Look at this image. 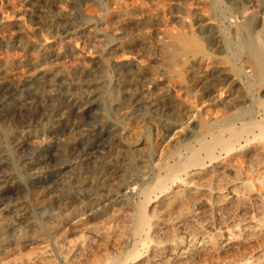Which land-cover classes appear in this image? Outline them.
Instances as JSON below:
<instances>
[{"label":"rangeland","instance_id":"obj_1","mask_svg":"<svg viewBox=\"0 0 264 264\" xmlns=\"http://www.w3.org/2000/svg\"><path fill=\"white\" fill-rule=\"evenodd\" d=\"M211 5L0 0V215L9 207L26 209L38 227L53 215L61 243L48 240L42 248L57 255L55 264L128 259L137 233L134 209L145 200L140 189L164 175L175 151L186 158V145L196 146L206 124L249 105L246 81L229 64L221 28L234 30L264 16V0H222V21L210 18ZM178 32L195 38L203 51L180 52ZM247 61L240 65L252 75L254 61ZM164 97L165 105L150 106ZM139 118L145 120L134 121ZM138 143L142 147L135 149ZM237 147L152 197V237L167 245L153 264H264V141ZM250 219L252 229L245 227ZM35 249L13 248L0 255V264H25Z\"/></svg>","mask_w":264,"mask_h":264},{"label":"bare ground","instance_id":"obj_2","mask_svg":"<svg viewBox=\"0 0 264 264\" xmlns=\"http://www.w3.org/2000/svg\"><path fill=\"white\" fill-rule=\"evenodd\" d=\"M198 1V0H197ZM212 1V14L210 18L221 20L222 16V0H211ZM224 1V0H223ZM227 1V0H226ZM240 1V0H239ZM43 2V1H42ZM188 2V1H187ZM33 3V2H32ZM192 3V2H191ZM34 4V3H33ZM54 4V3H53ZM189 4V3H188ZM187 4V5H188ZM198 4V3H197ZM207 4V3H206ZM224 4V3H223ZM240 3L238 2V5ZM35 5V4H34ZM191 5V4H189ZM188 5V6H189ZM201 5H205L202 3ZM208 5V4H207ZM206 5V6H207ZM230 5V4H229ZM243 5V4H242ZM200 6V5H199ZM206 6H202V10L207 9ZM185 7V6H184ZM193 7V6H192ZM210 7V6H208ZM232 6H229V9ZM240 7V6H239ZM28 8V7H27ZM26 8V9H27ZM188 8V7H187ZM190 8V7H189ZM188 8V9H189ZM194 8V7H193ZM244 8V6L242 7ZM25 9V10H26ZM185 9V8H184ZM241 9V8H238ZM180 10V8H179ZM187 10V9H186ZM227 10V9H226ZM225 13H228L226 12ZM237 10V9H235ZM16 11V10H15ZM189 10H187L188 12ZM201 11V10H200ZM232 11V10H230ZM191 12V11H190ZM203 12V11H202ZM207 12V11H205ZM224 12V11H223ZM243 12V11H242ZM26 13V12H25ZM183 13V12H182ZM181 13V14H182ZM231 13V12H230ZM235 13V12H234ZM171 14V13H170ZM206 14V13H205ZM232 16L233 12L231 13ZM183 15V14H182ZM237 15V14H236ZM240 15V14H239ZM168 16V15H167ZM198 16V15H197ZM210 16V15H208ZM29 17V16H28ZM184 17V16H183ZM154 19V18H153ZM207 19V18H206ZM230 19V18H229ZM236 19H238L236 17ZM184 20L185 19L184 17ZM213 20V19H212ZM217 20V21H218ZM241 20V19H240ZM32 21V20H31ZM66 21V20H65ZM188 21V20H187ZM202 21V20H200ZM210 21V20H209ZM227 21V20H226ZM186 22V21H185ZM205 22V21H204ZM207 22V21H206ZM215 22V21H214ZM181 23V22H180ZM188 23V22H186ZM222 23V22H221ZM216 24V23H215ZM224 25V24H223ZM216 26V25H214ZM1 27V26H0ZM220 27V26H219ZM187 28V27H185ZM226 28V27H225ZM229 28V27H228ZM233 28V27H232ZM2 29V28H1ZM223 29L227 33H225V48L226 53L229 54L230 60L229 64H231L232 69L234 70L237 78L241 80H245V88L247 89L248 95H250V99L248 100L249 105L245 106L244 109L240 111H234L228 116H225L222 119H216L212 123H208L205 125L204 133L194 140L197 144L195 145H186L185 150L188 155L186 158H182V154L179 152L181 150L175 151L176 153L170 158L176 159L173 163H166L163 166L164 175H160L153 180V182L149 185H145L144 188L140 189L143 194L142 203H140L137 207H135V218L137 219V233L132 243L134 245L131 247L130 254L128 259H124V256L113 255L105 262L97 263V264H153L157 258L162 259V257L166 254L167 245L165 242L154 241L153 235L157 234V230L154 226V221L148 212L149 202L153 200V196L157 194H164L169 191L171 185L176 184L178 182L182 183L184 174L189 173L191 170L203 169L207 164L206 161H218V159L223 155L226 156L232 153L237 146L243 145V143L249 144L252 141H264V16L256 15L255 17L246 19L236 24L234 30ZM184 30V28L182 29ZM3 31V30H2ZM185 31V30H184ZM196 31V30H195ZM214 31V30H213ZM192 32V31H191ZM204 32V31H203ZM177 33V32H176ZM181 33V32H180ZM190 33V32H189ZM198 33V32H197ZM2 34V33H1ZM0 34V35H1ZM168 34V33H167ZM171 34V33H170ZM185 34V33H184ZM194 34V32H193ZM203 34V33H202ZM220 34V33H219ZM222 34V32H221ZM172 35V34H171ZM174 35V33H173ZM198 35V34H196ZM205 35V34H204ZM213 40L215 36L211 33ZM217 35V34H216ZM223 35V34H222ZM170 36V35H169ZM190 36V35H189ZM194 36V35H193ZM200 36V35H199ZM192 37V36H191ZM206 38V36H204ZM221 38V37H220ZM176 41L182 43V47L184 49H180V52L190 51L192 53H201L203 51L202 44H200L195 38L191 39L188 36L179 35V32L176 36ZM222 41V40H221ZM169 42V41H167ZM164 43V42H163ZM222 43V42H221ZM170 44V42H169ZM148 45V44H147ZM162 45V44H161ZM173 45V44H172ZM209 45V44H208ZM207 45V46H208ZM224 45V44H223ZM167 46V45H166ZM173 47V46H172ZM220 47V46H219ZM161 48V47H160ZM167 48V47H166ZM170 48V47H169ZM178 48V47H177ZM176 48V49H177ZM163 49V47H162ZM214 49V48H213ZM225 50V49H224ZM219 51V50H218ZM176 52V51H175ZM205 52V49H204ZM224 52V51H223ZM205 53H208L205 52ZM220 53V52H219ZM164 54V53H163ZM174 54V53H173ZM183 54V53H182ZM218 54V53H217ZM221 54V53H220ZM197 55V54H196ZM204 55V54H203ZM209 55V54H208ZM211 56V55H210ZM209 56V57H210ZM208 57V58H209ZM214 57V56H213ZM168 58V56H167ZM179 58V57H178ZM200 58V57H199ZM198 58V59H199ZM202 58V57H201ZM206 58V57H205ZM170 59V58H169ZM168 59V60H169ZM173 59H176L175 57ZM212 59V58H211ZM225 59V58H224ZM247 59H252L254 61V65L252 66V75L246 74L244 61ZM13 60V59H12ZM172 60V59H171ZM186 60V59H185ZM213 60V59H212ZM206 61V60H205ZM208 61V59H207ZM219 61V60H218ZM226 60V62H228ZM248 62V61H247ZM172 63V62H171ZM250 63V62H249ZM248 63V64H249ZM166 64V63H165ZM174 64V63H173ZM212 64V63H211ZM242 64L243 66H241ZM247 64V63H246ZM196 67V66H195ZM174 68V67H173ZM197 68V67H196ZM198 69V68H197ZM221 69V68H220ZM219 70V69H218ZM226 70V68H225ZM232 70V71H233ZM184 71V70H183ZM195 71V70H194ZM197 71V70H196ZM144 72V71H143ZM3 73V72H2ZM141 74V73H140ZM169 74V73H167ZM220 75L225 77L228 76L223 71L220 72ZM143 76V75H142ZM141 77V76H140ZM207 77V76H206ZM210 77V76H209ZM142 78V77H141ZM233 78V77H231ZM178 80V79H177ZM221 81L222 79L220 77ZM219 80V82H220ZM230 80V79H228ZM227 80V82H228ZM173 82V79H172ZM218 82V80H217ZM215 85V84H214ZM224 86V85H223ZM239 86V85H238ZM99 87V86H98ZM237 87V86H236ZM238 88V87H237ZM126 90V89H125ZM133 90V89H132ZM148 90V89H147ZM191 91V90H190ZM146 92V91H145ZM209 92V91H208ZM106 94V93H105ZM107 95V94H106ZM138 95V94H137ZM111 96V95H110ZM139 96V95H138ZM173 96V95H172ZM108 98V96H107ZM231 98V97H230ZM159 99V98H158ZM175 100V99H173ZM107 102V101H106ZM166 102L165 97L161 98L155 103H151V107H158L160 105H165ZM111 103V102H110ZM109 103V104H110ZM173 105V104H172ZM180 105V104H179ZM132 109V108H131ZM180 109V108H179ZM153 110V109H152ZM136 114V113H135ZM179 115V114H178ZM187 115V114H186ZM199 116V115H197ZM125 117V115H124ZM141 117V116H140ZM188 117V115H187ZM150 118V117H149ZM191 118V117H190ZM144 121V118L134 119V121ZM160 120V119H159ZM188 120V119H187ZM212 120V119H211ZM127 121V120H126ZM209 121V120H208ZM128 122V121H127ZM177 122V121H176ZM203 122V121H202ZM137 123V122H135ZM124 124V123H123ZM142 124V123H141ZM204 124V123H203ZM202 125V124H201ZM134 126V125H133ZM162 126V125H161ZM125 127V126H124ZM135 127V126H134ZM170 127V126H169ZM203 127V125H202ZM201 127V128H202ZM137 128V127H136ZM123 129V127H122ZM169 129V128H168ZM125 130V129H123ZM136 130V129H135ZM189 130V129H188ZM190 131V130H189ZM192 131V130H191ZM3 132V129H2ZM133 132V131H131ZM147 132V131H146ZM195 132V131H194ZM4 133V132H3ZM29 133V132H28ZM146 134V133H145ZM124 136V135H123ZM143 136V135H142ZM145 136V135H144ZM126 139V138H125ZM122 140V138H121ZM118 141V140H117ZM141 142V139H140ZM116 143V142H115ZM120 143V142H119ZM123 143V141H122ZM258 143V142H257ZM126 144V143H125ZM152 144V143H151ZM110 146V145H109ZM131 146V145H130ZM133 146V145H132ZM131 146V147H132ZM152 146V145H151ZM135 149H140L142 147V143H138L134 146ZM155 147V146H154ZM247 147V146H246ZM249 147V146H248ZM118 148V147H117ZM183 147H181L182 149ZM125 149V148H123ZM134 149V148H130ZM144 149V148H143ZM239 149V148H238ZM151 150V149H150ZM259 150V149H258ZM132 151V150H131ZM135 151V150H134ZM243 151V150H242ZM184 152V151H183ZM186 152H184L186 154ZM235 152V151H234ZM239 152V150L237 151ZM8 153V152H7ZM116 154V153H115ZM132 154V153H131ZM234 154V153H233ZM243 154V152H242ZM130 155V154H129ZM251 155V154H250ZM107 156V155H106ZM224 156V155H223ZM222 156V157H223ZM141 157V156H140ZM168 157V156H167ZM229 157V156H228ZM110 158V157H109ZM151 158V157H150ZM149 159V158H148ZM165 159V158H164ZM225 159V158H224ZM2 160V159H1ZM107 160V159H106ZM171 159H169L170 161ZM230 160V159H229ZM261 160V159H260ZM129 161V165H131V161ZM150 161V160H149ZM168 161V159H167ZM209 161V162H210ZM1 162V161H0ZM88 162V161H87ZM146 163V161H143ZM214 163V162H212ZM91 164V163H90ZM100 164V163H99ZM211 164V162H210ZM94 165V164H92ZM150 165V164H149ZM218 165V164H216ZM227 165V164H226ZM17 166V165H16ZM136 166V165H135ZM224 166V165H223ZM75 167V166H74ZM93 167V166H92ZM155 167V166H153ZM206 167V166H205ZM209 167V166H208ZM225 167V166H224ZM241 167V166H240ZM257 167V166H256ZM221 168V167H220ZM237 168V167H236ZM239 168V167H238ZM242 168V167H241ZM245 168V167H244ZM108 169V168H107ZM131 169V168H130ZM159 169V168H158ZM157 169V173H158ZM224 169V168H222ZM226 169V168H225ZM248 169V168H247ZM16 170V169H15ZM237 170V169H236ZM243 170V169H242ZM162 171V172H163ZM211 171V170H210ZM222 171V170H221ZM220 171V172H221ZM249 171V170H248ZM257 171V170H256ZM259 171V170H258ZM73 172V171H72ZM102 172V171H101ZM126 172V171H125ZM139 172V171H138ZM204 172V171H203ZM243 172V171H242ZM91 173V172H90ZM161 173V172H160ZM212 173V172H211ZM138 174V173H137ZM117 175V174H116ZM122 175V173H121ZM133 175V174H132ZM141 175V174H140ZM159 175V174H158ZM74 176V175H73ZM78 176V175H77ZM129 176V175H128ZM131 176V175H130ZM129 176V178H130ZM139 176V175H138ZM210 176V175H209ZM142 177L145 176L142 174ZM207 177V176H206ZM240 177V176H239ZM78 178V177H77ZM106 178V177H105ZM260 178V177H259ZM2 179V178H1ZM67 179V178H66ZM104 179V178H103ZM137 179V177H136ZM139 179V178H138ZM256 179V178H255ZM262 181L264 180L261 178ZM259 179V181L261 180ZM21 180V179H20ZM107 180V179H106ZM194 180V179H193ZM143 182V181H142ZM185 182V180H184ZM249 182V181H248ZM92 183V182H91ZM128 183V182H127ZM140 183V182H139ZM180 183L178 185H180ZM251 183V182H249ZM264 183V182H263ZM133 184V182H132ZM145 184V183H144ZM130 185V184H129ZM182 185V184H181ZM247 185L244 183V186ZM253 185V184H252ZM122 186V185H121ZM125 186V185H123ZM255 186V185H254ZM182 187V186H181ZM234 187V186H233ZM246 187V186H245ZM72 188V187H71ZM97 188V187H96ZM135 188V187H133ZM184 188V187H182ZM190 188V187H188ZM230 188V187H229ZM253 188V187H252ZM136 189V188H135ZM197 189V188H196ZM242 189V188H241ZM240 189V190H241ZM177 190V189H176ZM233 190V189H232ZM245 190V189H244ZM243 190V191H244ZM248 190V189H247ZM246 190V191H247ZM184 191V190H183ZM62 192V191H61ZM194 192V191H193ZM64 193V192H63ZM248 193V192H247ZM246 193V194H247ZM95 194V193H94ZM99 194V193H98ZM134 194V193H133ZM169 194V193H168ZM172 194V193H171ZM219 194V193H218ZM249 194V193H248ZM209 195V194H208ZM217 195V194H216ZM95 196V195H94ZM58 197V196H57ZM123 197V196H122ZM158 197V196H156ZM160 197V196H159ZM158 197V198H159ZM225 197V196H224ZM43 198V196H42ZM197 198V197H196ZM46 199V198H45ZM152 199V200H151ZM242 199V197H241ZM74 200V199H72ZM151 200V201H150ZM160 200V199H159ZM258 200V199H257ZM40 201V200H39ZM45 201V200H44ZM94 201V200H93ZM155 201V200H154ZM124 202V201H123ZM159 202V201H158ZM164 202V201H163ZM246 202V201H245ZM60 203V202H59ZM92 203V202H91ZM167 203V202H166ZM235 203V202H234ZM238 203V202H236ZM260 203V202H259ZM242 204V203H241ZM28 205V204H27ZM34 205V204H33ZM36 205H44L48 206L49 204L45 202H39ZM31 206V205H30ZM249 206V205H248ZM9 207V206H8ZM49 207V206H48ZM162 207V206H161ZM202 207V206H201ZM17 208V207H16ZM32 208V206H31ZM178 208V207H177ZM247 209V208H246ZM259 209V208H258ZM178 210V209H177ZM176 210V211H177ZM221 210V209H220ZM201 211V210H200ZM48 212V211H47ZM186 212V211H184ZM176 213V212H175ZM182 213V212H181ZM187 213V212H186ZM196 213V212H195ZM47 214V213H46ZM36 216V214H34ZM188 215V214H187ZM200 215V214H199ZM259 215V214H258ZM168 216V215H167ZM221 216V215H220ZM107 217V216H106ZM166 217V216H165ZM173 217V216H172ZM192 217V216H191ZM198 217V216H197ZM246 217V216H245ZM260 217V216H259ZM38 219V217L36 216ZM49 220L45 222L42 226H37L35 222L32 221L28 211L24 210H16L11 207L5 208L2 210V214L0 215V230L5 231L2 236H0V255H5L9 253L13 248L21 247L24 245L34 246L36 249L31 253V255L27 256L25 264H55L57 262V255H53L52 251L48 253L47 250L43 249L42 246L51 240L56 241V244H60L61 242L58 240L57 233L51 221L54 216H48ZM128 218V217H127ZM243 218V217H242ZM257 218V217H256ZM36 219V220H37ZM155 219V218H154ZM189 219V218H188ZM222 219V218H221ZM264 219V217H263ZM257 220V219H256ZM20 222V224L25 225V230L18 229L15 222ZM38 221V220H37ZM245 221V220H244ZM159 222V221H158ZM264 222V221H263ZM262 222V223H263ZM186 223V222H185ZM223 223V222H222ZM236 223V222H235ZM261 222L259 224H262ZM42 224V222H41ZM157 224V223H156ZM233 224V223H232ZM240 224V223H239ZM243 224V223H242ZM246 226L248 229H252L254 222L252 219L246 221ZM157 226V225H156ZM242 226V225H241ZM254 226V225H253ZM259 226V225H258ZM135 227V226H134ZM163 227V226H162ZM177 227V226H176ZM236 227V226H235ZM243 227V226H242ZM241 227V228H242ZM263 227V226H262ZM168 228V227H167ZM230 228V227H229ZM244 228V227H243ZM217 229V228H216ZM261 229V228H260ZM182 230V228H181ZM159 231V230H158ZM162 231V230H161ZM164 231V230H163ZM243 231V230H242ZM249 231V230H248ZM227 233V232H226ZM246 233V232H245ZM259 233V232H258ZM98 234V233H97ZM96 234V235H97ZM247 234V233H246ZM253 234V233H252ZM264 234V233H263ZM133 235V234H132ZM251 235V234H250ZM255 235V234H254ZM228 236V235H227ZM249 236V235H248ZM250 237V236H249ZM186 238V237H185ZM184 239V236H183ZM49 240V241H48ZM127 241V240H126ZM125 241V242H126ZM208 243V242H207ZM55 244V243H54ZM64 244V243H63ZM69 244V242H68ZM183 244V243H182ZM205 244V243H203ZM206 245V244H205ZM216 246V245H215ZM53 247V246H52ZM187 247V246H186ZM170 248V247H169ZM179 248V247H178ZM204 248V247H203ZM200 250V249H199ZM204 250V249H203ZM54 251V250H53ZM185 253V252H184ZM168 254V253H167ZM59 257V256H58ZM59 259V258H58ZM61 260V259H59ZM72 260V259H71ZM63 261V260H61ZM162 264H165L162 260H160ZM243 261V260H242ZM241 261V262H242ZM60 262V261H58ZM170 262V261H169ZM68 264V261L66 260ZM168 263V262H167ZM60 264V263H59ZM248 264V263H247Z\"/></svg>","mask_w":264,"mask_h":264}]
</instances>
